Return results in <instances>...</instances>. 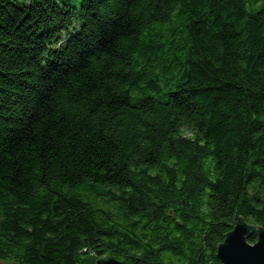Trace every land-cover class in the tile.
<instances>
[{"label": "trees", "instance_id": "trees-1", "mask_svg": "<svg viewBox=\"0 0 264 264\" xmlns=\"http://www.w3.org/2000/svg\"><path fill=\"white\" fill-rule=\"evenodd\" d=\"M240 217L264 0H0V264H221Z\"/></svg>", "mask_w": 264, "mask_h": 264}, {"label": "water", "instance_id": "water-1", "mask_svg": "<svg viewBox=\"0 0 264 264\" xmlns=\"http://www.w3.org/2000/svg\"><path fill=\"white\" fill-rule=\"evenodd\" d=\"M256 236L252 243L250 239ZM217 257L221 264H264V227L240 217L237 224L225 235L218 246ZM95 264H126L109 254L100 257Z\"/></svg>", "mask_w": 264, "mask_h": 264}]
</instances>
